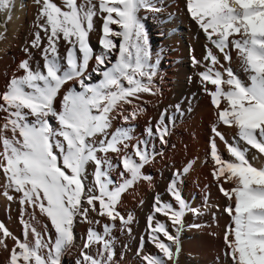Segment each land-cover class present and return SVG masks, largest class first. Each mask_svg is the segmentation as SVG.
I'll return each mask as SVG.
<instances>
[{
	"label": "snow or ice",
	"instance_id": "1",
	"mask_svg": "<svg viewBox=\"0 0 264 264\" xmlns=\"http://www.w3.org/2000/svg\"><path fill=\"white\" fill-rule=\"evenodd\" d=\"M34 3L38 6V30L30 46L40 52L43 64L36 62L33 66L32 54L26 47L28 58L18 65L23 75L11 77L0 92V112L7 114L0 126V172L6 180L2 194L8 200L14 199L10 190L20 194L24 239L12 236L0 223V246L7 249L5 238L15 241L8 264H61L62 256L74 245L77 218L87 220L91 210L113 222L119 219L124 225L130 224L132 215L125 219L117 210L121 196L138 181L151 180L142 172L150 155L141 147L143 141L132 143L131 122L144 111L134 101H139L142 93L155 94L152 80L157 74L140 14L160 9L155 0ZM186 4L190 17L223 60L231 61L230 52L234 49L247 74L246 80L241 79L231 67L224 68L211 48L207 49L203 59L210 63L198 75L216 109L218 124L235 127L239 140L264 154V0H186ZM14 6V0H0V12L10 13ZM96 20L101 21L99 54H94L90 44ZM61 42L66 46L63 55ZM93 58L95 66L89 71ZM192 61L194 65L201 64L195 56ZM94 74L99 79L93 80ZM125 105L131 106V111ZM117 120L120 124L114 128ZM212 131V175L217 181L224 178L225 182L234 183L230 189L220 186L230 201L224 209L231 221L224 234L225 255L231 264H264V167L253 166L247 159L249 149L229 143L216 125ZM148 132L152 134V129ZM156 132L166 142L168 128L163 115ZM215 137L225 143L234 159L222 157ZM112 154L122 165L118 180L111 175L116 166ZM89 164L94 165L91 184L87 182ZM191 167L190 163L183 173ZM180 176L178 171L167 188L178 208L162 202L159 194L154 198L153 214L148 217V240L161 255L142 254L141 237L137 255L146 264H174L180 251L183 217L187 212L201 214L182 197ZM25 204L38 208L48 218L54 237L47 225L41 234L23 220ZM156 213L169 218L176 229L175 236L159 220L153 227ZM112 227L114 223L103 225V234L88 229L77 264H112ZM127 230L131 232L130 228ZM160 233L171 243L161 240ZM94 245L99 247L93 255L90 250ZM172 245L176 246L175 251Z\"/></svg>",
	"mask_w": 264,
	"mask_h": 264
},
{
	"label": "bare ground",
	"instance_id": "2",
	"mask_svg": "<svg viewBox=\"0 0 264 264\" xmlns=\"http://www.w3.org/2000/svg\"><path fill=\"white\" fill-rule=\"evenodd\" d=\"M54 2L59 5L61 0ZM155 3L160 9L159 12L142 11L140 14L149 36L152 62L156 63L157 68V74L152 80L155 94L142 93L141 99L134 101L144 111L131 122L134 137L132 143L135 144L137 140L143 141L141 147L146 148L150 155V161L144 165L142 172L145 176L151 177V180L138 181L121 196L117 210L125 219L129 214L132 215L133 220L130 224L124 225L119 219L113 222L91 210L88 212L87 220L77 218L73 226L74 245L62 256L61 264H77L81 259V250L89 228L103 234V225L113 223L112 264H146L141 256L137 255L141 237H144L142 254L161 255L148 240V217L153 214L154 198L157 194L160 195L162 202L172 203L174 208H178L174 198L167 191L169 183L178 171L181 174L178 187L182 197L190 207L198 209L201 214L187 212L183 217L184 228L179 233L180 251L175 257L174 264H231V260L225 255L224 240L226 226L231 223L224 209L230 201L220 191V186L222 184L224 188L230 189L234 183L225 182L224 178L217 181L212 175L215 167L210 156V140L214 137L213 125L217 126V130L229 143H239L242 148L249 149L247 159L253 166L264 167V154L239 140L238 130L235 127L218 124L216 109L211 103L210 96L204 91L205 85L201 84L198 74L205 70L206 64L210 63L203 59L209 48L218 55L224 68L231 67L243 80L247 79V74L234 49L230 52L231 61L223 60L222 54L206 39L203 31L190 17L186 0H155ZM14 5L10 13L0 12V92L6 89L11 77L23 75L18 65L28 58V53L24 51L26 47L32 54L33 66L36 62L43 64L40 52L30 46L33 34L38 30L36 27L38 6L34 0H14ZM100 25L101 21L96 20V31L90 34V44L94 54L100 52L98 43ZM43 35L41 32L42 37ZM65 51L66 46L61 42V54L63 55ZM193 56L201 61V64L194 65ZM94 66L93 58L89 63V71ZM216 67L223 71L219 65ZM225 78H227L226 74ZM96 79L99 77L94 74L93 80ZM207 87L214 90L211 84H207ZM56 107L59 110V100ZM125 108L131 111V106L125 105ZM6 115L0 112V126L4 123L3 118ZM162 115L163 123L168 128L164 138L166 142H162L156 132ZM119 124V120L115 121L114 128ZM149 128L152 129V134H149ZM7 135L10 136L11 133L8 132ZM215 140L222 157L234 159L230 156L225 143L219 137H215ZM112 158L116 166L112 169L111 175L118 180L122 165L118 164L114 154ZM190 163L192 164L190 171L183 173V169ZM93 172L94 165L89 164L87 177L89 184L93 181ZM5 182V177L0 172V223L12 236L23 241L24 226L21 223L20 194L10 190L14 199L8 200L2 194ZM23 207L25 211L22 218L25 222L30 223L41 234L44 233L47 225L49 234L55 236L50 221L38 208L33 209L27 204ZM85 207L88 206L85 204ZM155 220L164 223L167 230L172 235H176V229L167 216L156 213L153 227ZM192 225H200V227H192ZM128 228L131 232L127 230ZM2 235L0 231V236ZM159 236L165 243H171L162 233ZM28 240L29 243L33 242L31 232ZM5 243L7 249L0 246V264H8L11 249L15 246V241L11 237L5 238ZM98 247L99 245H94L90 254L94 255ZM172 247L175 251L176 246L172 245Z\"/></svg>",
	"mask_w": 264,
	"mask_h": 264
}]
</instances>
